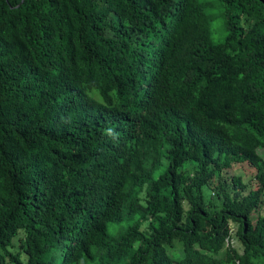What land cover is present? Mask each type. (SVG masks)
Segmentation results:
<instances>
[{
    "label": "trees",
    "instance_id": "1",
    "mask_svg": "<svg viewBox=\"0 0 264 264\" xmlns=\"http://www.w3.org/2000/svg\"><path fill=\"white\" fill-rule=\"evenodd\" d=\"M0 264H264V0H0Z\"/></svg>",
    "mask_w": 264,
    "mask_h": 264
},
{
    "label": "rangeland",
    "instance_id": "2",
    "mask_svg": "<svg viewBox=\"0 0 264 264\" xmlns=\"http://www.w3.org/2000/svg\"><path fill=\"white\" fill-rule=\"evenodd\" d=\"M222 35L224 36V33H223V34H221V33H214V38H215V39H222V38H223ZM235 171H236V172L241 171V168H238V166L235 165V166H234V170H231L229 175H231V174L234 173Z\"/></svg>",
    "mask_w": 264,
    "mask_h": 264
}]
</instances>
